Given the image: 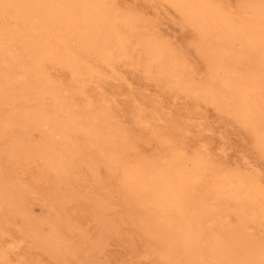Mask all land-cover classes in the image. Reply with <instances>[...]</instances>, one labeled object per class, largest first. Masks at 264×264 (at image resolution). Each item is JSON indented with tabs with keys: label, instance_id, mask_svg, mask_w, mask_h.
Wrapping results in <instances>:
<instances>
[{
	"label": "rangeland",
	"instance_id": "obj_1",
	"mask_svg": "<svg viewBox=\"0 0 264 264\" xmlns=\"http://www.w3.org/2000/svg\"><path fill=\"white\" fill-rule=\"evenodd\" d=\"M121 1L144 10L151 21L146 35L136 34L130 38L131 60L129 58L127 62L130 64L120 66L118 72L122 70L121 73L116 76L111 73L110 76L109 71L102 69L103 78L104 73L107 75L104 79L107 90L111 89L118 97L110 110H114L111 112L116 116H122L117 118L123 121V128L136 136L151 135L155 130L171 135L182 126L198 122L206 124L209 129L204 133L212 157L225 161L222 172L253 171L263 176L264 184V143L262 146L256 144L261 129L243 123V116L249 108L264 113V47L247 48L237 43L227 47L225 38L214 32L216 25L221 27V24L211 13L204 21L203 33L199 34L182 19L181 9L173 5L178 0ZM223 1L235 8L239 3V0ZM257 2L252 0L241 4L242 17L264 37V2ZM159 28L165 29L167 35H162L174 42L171 45L177 56L183 57L182 53L186 52L184 58L195 67L189 80L183 81L184 89L188 93L197 90L201 96L209 91L210 79L202 72L206 63L199 55L200 49L216 77L213 84L223 92V97L217 98L220 99L218 105L199 104L200 120L197 117L195 121L186 122L191 105L189 98L182 95L175 98L173 90L159 82L162 79L157 71L158 63L146 54L150 52L151 33L161 34ZM189 31L201 38L194 39ZM183 50L185 52H181ZM8 51L9 47L0 41V64L5 61L8 68L21 69L19 59L13 60ZM171 61L173 59L168 58L167 64L170 65ZM148 71L151 74L147 73V79ZM48 72L62 85L69 98L74 87L70 72L56 64H50ZM37 83L42 86L44 81ZM155 103L164 109L161 118L153 112ZM114 106L119 108L117 112ZM7 109L0 108V253L9 251L10 261L0 260V264H220L223 261L215 252V255L209 253L201 246L196 223L203 202L195 189L190 191L179 178H175L168 182L157 181L156 187L147 193L149 168L145 169L139 186L134 189L135 183L127 165L100 148L88 126L77 115L63 118L59 126L45 123L37 113L23 109L14 113ZM64 119L68 121L64 122ZM214 171L215 168L204 165L200 172L202 180H211ZM229 177L227 181L221 180L223 188L234 195L247 192L248 187L238 185L234 174ZM192 242L195 248L189 251ZM11 245L12 251L7 249Z\"/></svg>",
	"mask_w": 264,
	"mask_h": 264
},
{
	"label": "bare ground",
	"instance_id": "obj_2",
	"mask_svg": "<svg viewBox=\"0 0 264 264\" xmlns=\"http://www.w3.org/2000/svg\"><path fill=\"white\" fill-rule=\"evenodd\" d=\"M248 1L252 0H239L236 8L223 0H178L173 5L181 9L182 19L195 28L199 34L203 33L204 21L208 13H211V16L213 14L217 23L221 24V27L216 25L214 32L218 37L225 38L227 47L235 43L247 48L264 47L263 35L242 17L243 6L241 7V4H247ZM256 1L264 2V0ZM143 11L121 0H0V41L9 47V56L13 60L19 59L22 64L21 69L14 70L8 68L5 61L1 62L0 108H8L14 113L22 109L37 113L41 115L45 123H55L59 126L63 118L77 115L88 126L91 136L94 137L99 147L101 146L100 148L127 165L128 172L135 183L134 189L139 186L145 169L149 168L145 186L147 193L156 187L157 181L168 182L175 178H179L190 191L195 189L198 192L203 208L197 216L196 230L200 233L201 246L207 252L210 251L209 253L213 252V254L215 252L216 256L222 257L225 264H264V184L261 179L263 176L249 170H240L241 172L238 170L236 174L231 171L230 173L227 169L229 173L222 172L225 161L212 157L208 149V137L204 133L206 129H209L206 124L199 122L196 125L192 124L191 126L195 128H190V125L182 126L177 131L174 129L176 133L172 130L171 135L155 130L151 132V135L136 136L123 128V121L120 122L121 119L117 118L120 114L116 116L112 113L114 110H110L112 104L116 105L115 97L117 100L118 97L115 92L110 91L111 89L107 90L105 84L107 75L104 73L105 78H103L102 69L109 71L110 76L111 73L116 76L122 72V70L118 72V68L125 66L130 58L131 51L129 50H132L128 47L130 38L136 34L146 35L150 29V18L148 19ZM152 29L156 30V28ZM160 29L161 34H157L156 31L151 33L150 52L146 54H150V57L158 63L157 71L163 80L159 82H164V87L169 86L175 98L180 95L183 98H189L191 105L187 111L188 116H185L186 122H191L197 117L200 120L199 104L206 102L218 105L220 99L217 98L223 97V92L213 84L216 77L211 73L201 50L198 49L200 57L206 63V66L201 69L205 78L210 79L209 91L205 96H201L197 90L188 93L184 89L183 81L189 80L195 67L187 61V58H184L186 53L184 50L181 51L185 52L182 53L183 57L177 56L171 45L174 42H170V38L162 35V33L166 34V31H163L165 29L159 28L158 30ZM176 46L178 45L174 46L175 49ZM178 54L181 53L178 52ZM168 58L173 59L170 65L167 64ZM50 64L65 67L70 72L74 87L69 98L64 94L62 85L49 74ZM147 73L149 76L151 74L148 71L145 77ZM155 76L153 79L156 78ZM194 78L198 77L194 76ZM37 81H44V84L38 86ZM114 88L112 87L113 90ZM117 90L122 91L119 88ZM152 108L156 117H163L161 112L164 109L160 104L155 103ZM114 109L116 112L119 110L117 106H114ZM136 119L139 120L138 117ZM65 121L68 120L64 119ZM205 121L202 120V122ZM181 122L183 124V121ZM243 123L260 127L261 136L256 144L262 146L264 143V113L249 108L243 116ZM16 131L19 130L16 129ZM187 133L191 135L188 137ZM227 164L229 165L228 162ZM204 165L216 170L209 181L202 180L203 176L200 175ZM231 174L235 175L238 185L248 187L246 193L240 192L234 195L230 190L223 188L221 180L227 181ZM194 220L195 218L193 222ZM12 246L7 249L12 251ZM194 248L195 243L192 242L188 250ZM9 258V251L5 250L0 253L1 261H8Z\"/></svg>",
	"mask_w": 264,
	"mask_h": 264
}]
</instances>
